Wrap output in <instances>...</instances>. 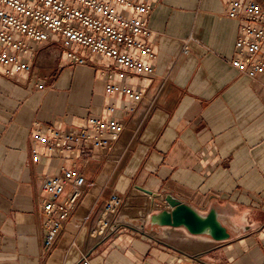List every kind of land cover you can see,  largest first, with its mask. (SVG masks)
Wrapping results in <instances>:
<instances>
[{"label":"crops","instance_id":"1","mask_svg":"<svg viewBox=\"0 0 264 264\" xmlns=\"http://www.w3.org/2000/svg\"><path fill=\"white\" fill-rule=\"evenodd\" d=\"M141 1L152 5L154 73L113 77L142 92L140 102L107 95L104 77L64 57L35 69L36 77L8 78L0 66V264H77L83 255L91 264H264V76L251 80L231 65L238 23L227 17L224 0ZM105 104L116 108L109 112ZM89 116L125 121L113 155L81 154L80 142L74 151L51 152L29 138L33 123L71 131ZM30 149L40 156L33 166ZM72 166L84 175V195L57 247L42 259L46 232L34 177ZM136 186L200 214L215 209L230 239L203 252L138 230L91 241L93 212L110 192L125 197L132 188L131 197L159 199Z\"/></svg>","mask_w":264,"mask_h":264},{"label":"built area","instance_id":"2","mask_svg":"<svg viewBox=\"0 0 264 264\" xmlns=\"http://www.w3.org/2000/svg\"><path fill=\"white\" fill-rule=\"evenodd\" d=\"M224 3L227 17L238 23L231 65L251 80L264 76V0H224ZM151 12L152 5L141 0H0V66L5 68L4 75L8 78L26 72L36 77L35 69L52 68L64 57L68 64L90 67L104 77L107 95L140 102L142 92L117 84L113 77L127 80L153 75L149 62L155 60L156 53L150 46L147 20ZM59 69V65L54 68ZM105 107L109 112L116 108L114 104ZM33 124L29 134L32 143L57 153L74 151V145L80 142L77 151L84 155L97 151L98 159L114 154L126 130L125 121L117 117L89 116L84 126L71 131ZM29 153L33 166L40 156L35 149ZM34 179L40 183L42 193V197L37 195L36 205L46 232L41 250V258L46 259L74 215L84 195L86 180L75 166ZM123 199V195L110 192L108 200L93 212L91 221L100 224L102 210L112 206L116 209ZM77 264L91 262L83 255Z\"/></svg>","mask_w":264,"mask_h":264},{"label":"bare ground","instance_id":"3","mask_svg":"<svg viewBox=\"0 0 264 264\" xmlns=\"http://www.w3.org/2000/svg\"><path fill=\"white\" fill-rule=\"evenodd\" d=\"M158 198L159 199H156V203H153L151 202V200H149L148 207L145 208H141L132 204L129 205V202L126 201L124 208L116 218H114V208L110 207L109 210H103L102 214L100 215L103 223L95 224L91 228L89 234V237H91L90 240L92 241L100 239L103 233L116 228L119 224L128 225L130 227L132 226L136 229L149 224V217L151 213H148L150 211V207L159 208V210L160 208H169L164 200V195L159 196ZM155 235H157V237L160 239H169V241H172V243H174V246L176 244L179 248L188 251L191 250L192 252H203L213 244V241L206 236L202 237L186 234L182 230H173V228L169 227H162L160 229V232Z\"/></svg>","mask_w":264,"mask_h":264},{"label":"water","instance_id":"4","mask_svg":"<svg viewBox=\"0 0 264 264\" xmlns=\"http://www.w3.org/2000/svg\"><path fill=\"white\" fill-rule=\"evenodd\" d=\"M144 193L159 197L148 189L136 186ZM164 200L169 208H163L158 212L151 213L149 224L158 228H181L186 234L195 236H207L213 242L218 243L230 239V233L227 232L215 209H210L206 214H200L194 207L187 205L171 195H164Z\"/></svg>","mask_w":264,"mask_h":264},{"label":"rangeland","instance_id":"5","mask_svg":"<svg viewBox=\"0 0 264 264\" xmlns=\"http://www.w3.org/2000/svg\"><path fill=\"white\" fill-rule=\"evenodd\" d=\"M132 188H130V190H131ZM130 190H129V192H128V194L124 197V199L121 201V203L116 207V209L112 206V208H114L115 209V213H114V218H116L119 214H120V212L122 211V209L124 208V205H125V202L127 201V202H129V205H135V206H138V207H141V208H145V207H148V204H149V200H151V199H147V198H145V200H144V198H140L139 196H130ZM156 201L157 200H154V199H152L151 200V202H153V203H156ZM159 207V206H158ZM150 211H149V213L148 214H150V213H155V212H158V211H160L161 210V208H160V210H159V208H152V207H150V209H149ZM103 211V210H102ZM100 223H103V221H102V218L100 217ZM118 229H123V230H128V231H137V232H142V233H144V234H149V235H152V236H154L155 238H158L157 237V235H155V234H158V232H160V229L161 228H158V227H155V226H151L150 224H146V225H144V226H142V227H140V228H138V229H136V228H134V227H130V226H128V225H123V224H119L118 225ZM175 229H178V230H182V231H184L183 229H181V228H175ZM140 230V231H139ZM154 230V231H153ZM174 230V229H173ZM90 231H91V229H90ZM90 231H89V234H90ZM156 231V232H155ZM185 232V231H184ZM160 241L161 240H163V241H165V242H167V243H169V244H171V245H173L174 246V243H172V241H169V239H163V238H158ZM176 245V244H175ZM177 246V245H176Z\"/></svg>","mask_w":264,"mask_h":264}]
</instances>
